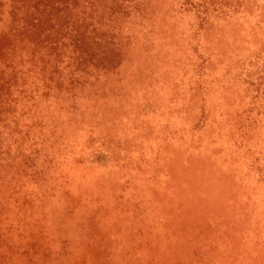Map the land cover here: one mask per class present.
<instances>
[{"label":"rangeland","instance_id":"374dc122","mask_svg":"<svg viewBox=\"0 0 264 264\" xmlns=\"http://www.w3.org/2000/svg\"><path fill=\"white\" fill-rule=\"evenodd\" d=\"M0 264H264V0H0Z\"/></svg>","mask_w":264,"mask_h":264}]
</instances>
